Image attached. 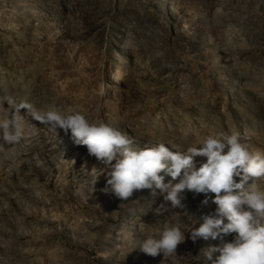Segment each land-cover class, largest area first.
Segmentation results:
<instances>
[{
  "label": "rangeland",
  "instance_id": "374dc122",
  "mask_svg": "<svg viewBox=\"0 0 264 264\" xmlns=\"http://www.w3.org/2000/svg\"><path fill=\"white\" fill-rule=\"evenodd\" d=\"M75 110L118 120L137 149L238 134L264 154V0H0V264H208L234 234L187 231L215 194L104 193L105 166L53 119ZM165 224L185 242L144 253Z\"/></svg>",
  "mask_w": 264,
  "mask_h": 264
},
{
  "label": "clouds",
  "instance_id": "9594fccd",
  "mask_svg": "<svg viewBox=\"0 0 264 264\" xmlns=\"http://www.w3.org/2000/svg\"><path fill=\"white\" fill-rule=\"evenodd\" d=\"M53 119L105 166L96 169L94 182L106 175L104 193L128 200L136 190L151 189L154 194L159 190L163 203L174 208L181 206L185 190L215 194L216 215H203L202 223L187 231L188 238L195 243L234 234L231 241L203 250L208 264H264V189L249 183L264 177V154L250 153L238 134L210 135L186 151H172L163 143L137 149L118 120L92 122L79 110ZM196 156L206 157L198 169ZM163 170L171 177L167 184L159 175ZM185 233L178 224H165L139 248L151 256L171 255L185 242Z\"/></svg>",
  "mask_w": 264,
  "mask_h": 264
}]
</instances>
